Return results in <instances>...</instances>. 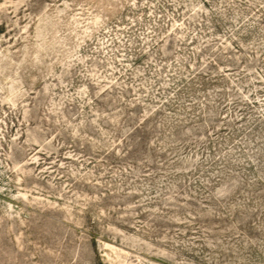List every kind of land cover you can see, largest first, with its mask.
<instances>
[{
	"label": "rangeland",
	"instance_id": "obj_1",
	"mask_svg": "<svg viewBox=\"0 0 264 264\" xmlns=\"http://www.w3.org/2000/svg\"><path fill=\"white\" fill-rule=\"evenodd\" d=\"M0 264H264V0H0Z\"/></svg>",
	"mask_w": 264,
	"mask_h": 264
}]
</instances>
